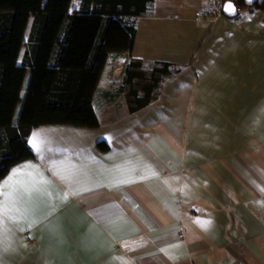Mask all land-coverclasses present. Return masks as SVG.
Listing matches in <instances>:
<instances>
[{"label": "crops", "instance_id": "0c3cea01", "mask_svg": "<svg viewBox=\"0 0 264 264\" xmlns=\"http://www.w3.org/2000/svg\"><path fill=\"white\" fill-rule=\"evenodd\" d=\"M207 2L153 0L136 19L131 50L101 73L97 127L32 129L39 151L0 180L31 161L50 196L3 219L4 264H264V9L204 22ZM131 58L180 67L134 112L117 91Z\"/></svg>", "mask_w": 264, "mask_h": 264}, {"label": "trees", "instance_id": "16d2710c", "mask_svg": "<svg viewBox=\"0 0 264 264\" xmlns=\"http://www.w3.org/2000/svg\"><path fill=\"white\" fill-rule=\"evenodd\" d=\"M70 1L0 0V179L11 166L33 157L27 141L35 127L99 125L93 99L101 73L111 58L131 50L136 19L147 15L153 2L81 0L70 12ZM233 1L240 9H264V0L251 6ZM179 70L169 62L131 58L117 91L134 112L155 101L163 81ZM97 146L107 147L103 141Z\"/></svg>", "mask_w": 264, "mask_h": 264}, {"label": "snow or ice", "instance_id": "6c2138e0", "mask_svg": "<svg viewBox=\"0 0 264 264\" xmlns=\"http://www.w3.org/2000/svg\"><path fill=\"white\" fill-rule=\"evenodd\" d=\"M250 2V0H248ZM226 10L230 14H234V8L231 4L226 5ZM29 147L33 151H39L40 142L36 138V135L33 134L28 141ZM131 151V150H130ZM119 169V166H117ZM156 173H152L155 175ZM148 179L145 175H139L138 180ZM137 181L130 179H120L116 181L115 184L111 186H119L120 184L135 183ZM51 184V181L44 176V174L39 170L38 166L33 164L31 161L25 162L23 165H19L16 168L12 169L11 172L3 180H0V238L3 237V219H11L13 216H20L22 218H28L33 209L36 206V203L47 196H50L48 191V186ZM63 202H66L67 197H58ZM57 205H52V210H56ZM40 219L31 220L30 227L40 223ZM15 222V221H13ZM204 224L210 223V221H203ZM49 235L57 243H62L64 239L63 233V221L57 220L55 224L48 225ZM22 230V229H21ZM4 249L0 248V253ZM0 264H4L2 255H0Z\"/></svg>", "mask_w": 264, "mask_h": 264}, {"label": "built area", "instance_id": "2783aa9c", "mask_svg": "<svg viewBox=\"0 0 264 264\" xmlns=\"http://www.w3.org/2000/svg\"><path fill=\"white\" fill-rule=\"evenodd\" d=\"M224 0H208L207 4L202 7L198 15L204 22H210L222 15V4Z\"/></svg>", "mask_w": 264, "mask_h": 264}, {"label": "rangeland", "instance_id": "374dc122", "mask_svg": "<svg viewBox=\"0 0 264 264\" xmlns=\"http://www.w3.org/2000/svg\"><path fill=\"white\" fill-rule=\"evenodd\" d=\"M30 23H31V18L29 19L28 21V24H27V27H26V30H25V34H24V41L27 40V37H28V32H29V28H30ZM24 48H25V45H22L21 49H20V53H19V60L22 56V53L24 51ZM114 58H120L119 56H115ZM111 69L112 68V62L109 63V66H108V69ZM27 79H28V72L26 73L25 77H24V80H23V84H22V94L24 93L25 91V88H26V84H27ZM20 104L21 102H18V104L16 105V108H15V111H14V118L17 117V114H18V111H19V108H20Z\"/></svg>", "mask_w": 264, "mask_h": 264}, {"label": "water", "instance_id": "95a60500", "mask_svg": "<svg viewBox=\"0 0 264 264\" xmlns=\"http://www.w3.org/2000/svg\"><path fill=\"white\" fill-rule=\"evenodd\" d=\"M243 3L247 6H251L253 3H255L257 0H250V2H248V0H242ZM231 4V6L234 8V14H230V12L228 10H226V5ZM238 11V6L236 5V3L233 0H224L223 4H222V14L228 17H234L237 14Z\"/></svg>", "mask_w": 264, "mask_h": 264}]
</instances>
